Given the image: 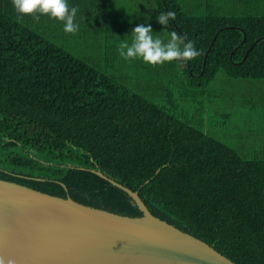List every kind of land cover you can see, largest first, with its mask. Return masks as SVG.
Here are the masks:
<instances>
[{"label": "trees", "instance_id": "1", "mask_svg": "<svg viewBox=\"0 0 264 264\" xmlns=\"http://www.w3.org/2000/svg\"><path fill=\"white\" fill-rule=\"evenodd\" d=\"M67 3L78 8L75 34L44 15L18 20L11 0H0V179L140 215L98 170L136 191L153 216L235 264H264V148L242 157L171 114L170 91L150 99L132 90L123 78L141 75L118 51L130 43L129 17L117 26L104 0ZM136 4L153 16V32L161 29L154 35L167 42L173 31L187 34L201 53L149 66L160 82L174 74L188 95L218 75L264 79V0ZM166 11L176 19L162 26L156 17Z\"/></svg>", "mask_w": 264, "mask_h": 264}, {"label": "water", "instance_id": "2", "mask_svg": "<svg viewBox=\"0 0 264 264\" xmlns=\"http://www.w3.org/2000/svg\"><path fill=\"white\" fill-rule=\"evenodd\" d=\"M92 172L122 190L140 215L0 179L4 264H235L203 240L153 216L136 191Z\"/></svg>", "mask_w": 264, "mask_h": 264}, {"label": "rangeland", "instance_id": "3", "mask_svg": "<svg viewBox=\"0 0 264 264\" xmlns=\"http://www.w3.org/2000/svg\"><path fill=\"white\" fill-rule=\"evenodd\" d=\"M136 1L141 0H104L105 10H109L111 16L110 22L120 26L129 17L134 27L143 24L152 28L153 16L138 12ZM160 31L158 28L153 33ZM154 34V38L158 37ZM131 61L137 65L126 67L141 75L123 78L124 84L133 85L132 90L145 92L150 99L159 97L157 92L160 91L164 93L163 98L171 96V114L189 120L193 126L203 129L242 157L252 153L253 149L264 148V79L230 82L225 75H218L203 89L195 88L191 90L192 94L185 95L183 88L186 86L179 85L174 74L165 84L166 81L160 82L156 72L141 59L124 60L123 64ZM167 91L171 92L168 97Z\"/></svg>", "mask_w": 264, "mask_h": 264}, {"label": "clouds", "instance_id": "4", "mask_svg": "<svg viewBox=\"0 0 264 264\" xmlns=\"http://www.w3.org/2000/svg\"><path fill=\"white\" fill-rule=\"evenodd\" d=\"M11 2L18 20L30 16L38 22L44 15L63 22L65 33L75 34L79 30V25L75 22L78 8L75 6L70 8L67 0H11ZM156 19L160 25L167 26L170 20L176 19V13L161 12ZM130 35L131 42L122 41L118 49L119 55L125 60L141 59L155 67L165 62L191 61L201 54L195 42L188 39L187 34L181 35L173 31L170 33V39L165 42L158 37L154 38L150 25L140 24L132 29ZM0 264H4L3 259H0Z\"/></svg>", "mask_w": 264, "mask_h": 264}]
</instances>
